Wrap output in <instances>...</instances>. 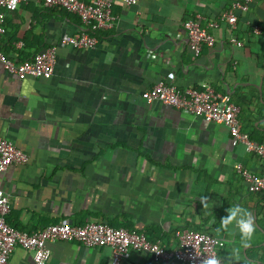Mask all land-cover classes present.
I'll return each mask as SVG.
<instances>
[{
	"label": "crops",
	"instance_id": "obj_1",
	"mask_svg": "<svg viewBox=\"0 0 264 264\" xmlns=\"http://www.w3.org/2000/svg\"><path fill=\"white\" fill-rule=\"evenodd\" d=\"M92 2L94 0H83ZM112 3V26L94 47L59 44L85 29L65 8L24 0L5 11L0 49L28 57L56 46L48 78L19 79L0 63V136L29 156L0 171L8 193L6 221L26 232L67 220L99 221L178 244L183 228L219 238L218 264H264V191L249 192L235 166L260 174L263 161L232 143L229 128L142 92L159 79L180 89L209 84L239 106L240 128L264 129V0L236 9L232 27L219 18L234 0H136ZM209 27L212 46L192 57L182 22ZM256 29V30H255ZM236 37L241 45L230 42ZM253 125V126H252ZM240 205L255 225L245 239L227 209ZM48 255L15 246L8 264H109L106 245L54 240ZM126 264H184L132 251Z\"/></svg>",
	"mask_w": 264,
	"mask_h": 264
},
{
	"label": "built area",
	"instance_id": "obj_2",
	"mask_svg": "<svg viewBox=\"0 0 264 264\" xmlns=\"http://www.w3.org/2000/svg\"><path fill=\"white\" fill-rule=\"evenodd\" d=\"M24 0H0V35L5 31L3 18L5 11H13ZM44 6H60L76 14L85 26L74 34L62 35L59 44L71 46L74 49L94 47L97 43L96 31L112 26V3L110 0H40ZM125 5H131L136 0H120ZM250 0H234L219 18L225 20L232 27L236 23L235 10H247ZM182 26L186 32L187 45L192 57L199 55L202 45L212 46L214 37L209 27L216 26V22L207 21L202 25L196 17H187ZM256 30V29H255ZM230 42L241 45L236 37ZM56 60V46L52 45L31 56L13 58L0 49V63L3 69L19 79L26 77L48 78L53 73ZM146 102L159 101L165 105L186 111L206 121L223 123L232 135V143H241L248 152L257 155L264 163V142H258L241 130L237 118L239 106L228 100L225 94L216 92L209 84H203L200 89H180L173 83L159 79L154 85L142 92ZM29 156L18 148L12 141L0 136V171L12 164L23 165ZM241 175L249 192L264 191V172L256 173L241 163L235 166ZM11 210L8 193L0 188V264H8V257L15 246L33 250L45 255L50 253L48 243L54 240L77 241L85 246L94 247L106 245L111 250L109 264H126L132 251H145L152 254L155 260L176 261L184 264H203L212 256H218V248L222 241L216 236L183 228L176 233L178 244L174 248L163 247L158 240H149L143 233L124 227H113L109 224L88 220L83 224H71L67 220L52 223L43 228L26 232L14 228L6 221Z\"/></svg>",
	"mask_w": 264,
	"mask_h": 264
},
{
	"label": "clouds",
	"instance_id": "obj_3",
	"mask_svg": "<svg viewBox=\"0 0 264 264\" xmlns=\"http://www.w3.org/2000/svg\"><path fill=\"white\" fill-rule=\"evenodd\" d=\"M227 212L228 215L221 219L222 223L227 225L228 223L235 220L242 237L245 239L251 237L254 232L255 225L250 213L240 205L232 206L231 208L227 209ZM218 260L219 259L217 257L212 256L204 260L203 264H218Z\"/></svg>",
	"mask_w": 264,
	"mask_h": 264
},
{
	"label": "trees",
	"instance_id": "obj_4",
	"mask_svg": "<svg viewBox=\"0 0 264 264\" xmlns=\"http://www.w3.org/2000/svg\"><path fill=\"white\" fill-rule=\"evenodd\" d=\"M246 132L248 133L250 138L258 142H264V129H260L258 126H253L251 130Z\"/></svg>",
	"mask_w": 264,
	"mask_h": 264
}]
</instances>
